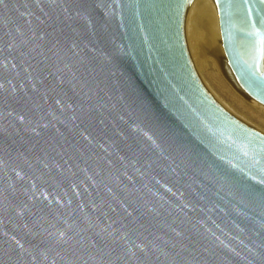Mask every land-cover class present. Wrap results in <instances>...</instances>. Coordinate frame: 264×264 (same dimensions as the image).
I'll return each mask as SVG.
<instances>
[{"label": "water", "instance_id": "1", "mask_svg": "<svg viewBox=\"0 0 264 264\" xmlns=\"http://www.w3.org/2000/svg\"><path fill=\"white\" fill-rule=\"evenodd\" d=\"M199 0H0V264H264V134L188 56ZM201 58L264 107V0H214Z\"/></svg>", "mask_w": 264, "mask_h": 264}, {"label": "rangeland", "instance_id": "2", "mask_svg": "<svg viewBox=\"0 0 264 264\" xmlns=\"http://www.w3.org/2000/svg\"><path fill=\"white\" fill-rule=\"evenodd\" d=\"M212 19H214V22H217L215 18ZM196 30H198V36L196 37L195 41L197 44L195 43V48L193 47V49L196 50L194 60L196 61L198 59V61L202 63L201 67L197 71V75L199 76L200 80L206 89L211 93V95L229 113H231L236 118L240 117L239 120L243 122L245 121L244 123L264 134V107L260 105L263 107L262 109L257 104L252 105L241 95H239L224 78L213 57L207 56L204 59L200 57L199 43H201L205 37V30L201 28H197Z\"/></svg>", "mask_w": 264, "mask_h": 264}, {"label": "bare ground", "instance_id": "3", "mask_svg": "<svg viewBox=\"0 0 264 264\" xmlns=\"http://www.w3.org/2000/svg\"><path fill=\"white\" fill-rule=\"evenodd\" d=\"M201 13H207V14H209V16L211 18H215V20H217V12H216V6L214 3V0H199V1L195 2L186 10V12L184 14V18H183V35H184L186 50H187L188 56L190 58V61L193 65V68H194L196 73H197L198 69L201 67L202 63L199 62L198 59L196 61L194 60L196 50H194L193 47L196 43L195 42L196 37L198 36L197 35L198 30H196L197 28H195V18ZM215 23L218 24V20ZM257 105L263 109V107H261L259 103H257ZM236 116H237V114H236Z\"/></svg>", "mask_w": 264, "mask_h": 264}]
</instances>
